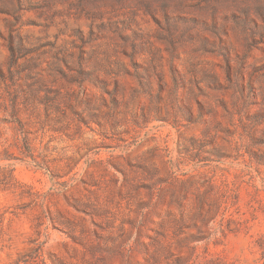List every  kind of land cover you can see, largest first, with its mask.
Masks as SVG:
<instances>
[{"label": "rangeland", "instance_id": "374dc122", "mask_svg": "<svg viewBox=\"0 0 264 264\" xmlns=\"http://www.w3.org/2000/svg\"><path fill=\"white\" fill-rule=\"evenodd\" d=\"M0 264H264V0H0Z\"/></svg>", "mask_w": 264, "mask_h": 264}]
</instances>
